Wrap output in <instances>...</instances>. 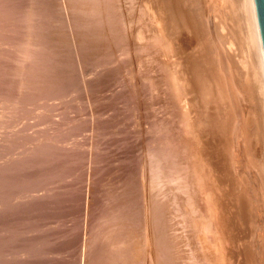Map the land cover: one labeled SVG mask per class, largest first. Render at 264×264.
<instances>
[{
	"label": "rangeland",
	"instance_id": "rangeland-1",
	"mask_svg": "<svg viewBox=\"0 0 264 264\" xmlns=\"http://www.w3.org/2000/svg\"><path fill=\"white\" fill-rule=\"evenodd\" d=\"M149 1L150 0L118 1L120 10L127 14H124L123 18H126V20H124L127 21L125 22L126 27L124 28L126 30L124 31L127 34L128 45L112 47L110 50H114L115 54L113 53L111 56H107L106 53H96V55L94 53L96 51L93 52V56L92 53L89 56L84 55L83 50L76 42L77 29H75L73 24L71 26L68 24V19V25L66 24V26L69 33H75V35H71L73 36V40H71L72 43L75 41L74 44H76L73 46V51L71 49V59L70 57L68 59L64 57V52H61L64 48L60 49L59 56H42V60L49 65L48 67L50 70L55 67V69L52 70L61 69L62 72L66 70L69 71H66L68 76L65 77V75H63L61 81L57 79V83H59L61 87L67 88L65 93H52L55 84L42 85L41 88L39 87L36 88V90H32L33 95L28 93L29 97H25V99L23 97L21 98L18 92L19 89L10 90L11 92L8 91L7 87H5L6 85L3 83L10 80L9 78H11V76H5V74L0 71V81L3 82H0L1 85L3 84V86H0V264H89L90 261L94 259L101 246L99 240L102 241L103 238L101 239L102 236L99 235H101V233L103 234L104 230L109 231L107 228L110 227L114 215L111 216L110 212H117L115 211L116 208L124 206L129 211H135L137 213L142 207V209L145 208L146 197L148 195L154 196L153 193L150 192H154V194L156 193V195H158L157 193L160 191V196L162 195L164 200H167V195H171L169 204L167 205V212L169 215L168 233L172 237L173 243H175L174 252L180 264H216L217 262V264H264V169L261 167L263 164L261 159H259L261 157L257 138V136L259 137L260 135V101L257 77L254 69L255 64L250 57V47L249 43H247L249 40H246L248 37L245 28H243V26H245L244 22H242L243 20H239L242 14V4L240 5V0H176L178 4H180V2L183 3V7L179 6L181 13L184 12V15L190 17V19L193 17L192 19L196 24L200 22L198 25L202 27V30L198 27L200 34L196 37L200 39L202 36V41L199 42V39H195L198 40L197 45L200 43L201 45L196 48H187L186 53L190 55L191 61H196L197 59L196 63L198 69L204 72L206 78L208 76L205 84L207 86L208 84L210 86L212 84L211 87L213 90L209 88L210 86H208V88L206 87L208 92L207 95H210L209 98L207 96L206 100L210 102L204 109V112H208V115L212 118L214 117L216 120L218 118V120L215 121L218 135L216 134L215 144L210 146L208 145L209 140H206L207 138L210 139V136H208L209 134L203 131V129H198L200 127L196 124H199V107H193L196 108L194 111L193 108H189L188 117H186L187 115L185 114L186 98L189 97L188 99H190L191 97L186 90L183 89L182 92L180 91V87H182L185 82L184 78L188 76L183 72L184 62L181 61H184L185 54L181 53V45L175 40L170 41V39H163L167 44L164 42L162 44L161 40L158 41V39L154 40L156 35H165L167 30L161 23L155 20L156 17L158 18L164 14L155 7L154 2L157 0H152V2ZM19 2L21 4L23 3L25 7L28 5L35 6L31 0H21ZM149 4L152 5V9L147 13L148 17L147 15H143V10L149 6ZM153 7H155V9H153ZM61 11H63L64 16L68 12V15L70 17L72 16L70 9L66 11V9L63 8ZM153 11H155L154 14ZM139 18L141 21L143 19L147 22L142 21V23H140L141 21H139ZM2 20L3 19H0V30L2 31L0 32V52L5 51L7 46L6 40L9 37L2 38L1 40V36L4 37L7 34L6 31L2 30V25L6 23V20ZM71 20L72 19H70V21ZM52 26L50 23V25L48 24V26L45 27L52 31L56 28ZM69 27L75 30L72 31ZM10 28L12 29V26L8 25V35L12 33V31H9ZM138 30L142 31V33L145 32L142 38L141 36H136ZM13 34L14 33H12V35ZM243 34L245 36H243ZM150 44L153 46L156 44V47ZM176 47L177 49L174 50ZM79 49H81V51ZM163 52L165 54H163ZM206 54L209 58L206 56L205 59L204 56ZM157 58L161 60V65L158 63L159 61ZM178 58L181 60L178 61ZM225 60L231 66V69L234 71L236 70V74L239 75L235 82L230 81L228 74L222 68V62ZM173 61L175 62L173 63ZM162 63L163 65L165 64L164 67H162ZM178 63L180 66H178ZM149 64H152V66ZM25 66L28 68L31 66V63L27 61L25 62ZM142 66L146 70L141 68ZM146 66L147 68H149V66L151 68L147 69ZM155 66H159L161 68L160 70H163L165 73L158 70L159 67L155 70ZM168 67H170V69ZM189 67L190 63H188V69ZM38 68H40V66ZM153 71L157 72H155L157 77H155L156 75ZM177 72L179 74H177ZM142 75H144L145 78ZM149 75L151 78L147 77ZM159 75H165V78ZM169 75L170 77H168ZM7 76H9V78ZM160 77L161 79L164 78L162 84ZM156 78H158V80L155 81ZM166 78L168 79L167 81ZM182 78L183 80H181ZM156 82L161 85L158 84V86ZM153 83L155 85H153ZM238 85L239 87H237ZM229 89H232L233 92ZM170 91H176L177 93L174 92L176 93L174 94ZM212 91L214 93H212ZM34 93L36 95H34ZM168 93L172 98L168 96ZM213 95L216 97L215 100ZM212 97H214L213 100ZM154 100H157V102L155 103ZM167 101L176 104L173 105L167 103ZM220 101L223 102L221 103ZM218 102H220V105ZM163 104L166 106V109L165 106H162ZM143 105L145 106L144 108ZM172 105L174 107H172ZM215 105L217 108H215ZM120 106L122 107L120 108ZM114 107L116 108L114 109ZM196 110L198 112H196ZM220 110H223V112L221 113ZM176 112H178L179 115H177ZM210 113L212 114L210 115ZM104 117L105 120H103ZM165 117L168 118L166 119ZM172 117L173 119H170ZM182 121L184 123H182L183 126L180 127ZM192 121H194L193 124ZM188 124L190 127L187 126ZM195 124L198 126L196 127L197 129L195 128ZM192 131H194V134H197V131L203 134L201 136L198 133L199 135L197 136L201 137L198 138L196 134H189V132L191 133ZM160 141H163L161 144L162 146L159 144ZM170 141L178 143L180 145H178L179 148L182 147L181 151H184L185 154H182V156L179 155L177 161L182 162H180L181 164L179 165L184 163L182 165V171L188 169L184 172L185 176L190 177L191 173L192 179L190 177V180L193 181L194 179V182L190 183L187 189L186 187L183 188L186 191L179 190L182 184L176 186L178 185L176 184L177 182L180 183L182 181L179 177L175 179L176 183H174V180H169V177L173 176V174L170 173L172 169H169V172L167 169L165 171L166 173L164 172L162 175L159 174V178L157 176L148 178V176L152 175L149 169L151 166H149V164L151 162V164H155L150 157L151 154L153 152L160 153L162 149H169V145L171 146ZM139 142H142L143 148H141L142 146H140L141 144ZM241 143H246L244 144L246 147L242 149V151L240 147V145H242ZM195 146L197 149L194 148ZM208 147L214 149V151L217 150V155H221L220 158L222 160L226 157L224 159V161H226L225 166L227 164L226 172L217 169L212 161L209 164V159L205 157L210 151ZM138 148H141V150H138ZM189 148L191 151H189ZM199 149L201 153L198 152ZM146 150L148 153H146ZM192 150L196 151L193 152ZM82 151L83 153H81ZM62 152L65 153L63 154ZM137 153H139V155ZM142 156H144V158ZM47 158L50 160L47 161ZM64 160H66V162ZM62 161H64V163ZM192 162L194 163L190 164ZM228 164L230 166H228ZM71 165L73 167H71ZM146 165L148 167H144ZM212 165H214V167ZM180 167L181 166H176L178 169ZM209 167H211V169ZM196 168L198 169L196 170ZM189 169H193L192 172ZM141 170H143L142 172L146 175H142L143 173H141ZM108 171L111 172L109 173ZM174 171L176 172L175 169H173V172ZM148 172H150V175ZM200 172L202 173L200 174ZM6 174L9 176L8 178H11L10 181L8 180L9 182L6 181ZM143 176L145 177L143 178ZM156 177L159 179H155L158 182L155 181V185H151L154 182L153 179ZM198 179H200L199 182H196ZM147 180H151L152 183L149 184ZM171 181H173V185L170 183ZM159 182L162 184H158ZM143 184L145 185L143 186ZM167 184L170 188L172 186L174 188L165 192L164 190L166 189L164 188L168 189ZM99 185H101V188L104 186L106 190L104 187L101 189ZM146 185L148 188H146ZM145 188L149 190L146 191ZM188 190L192 191L189 192ZM103 193L105 194L104 196L102 195ZM83 194H85L84 197ZM110 194L113 195V198ZM117 194L118 196L116 197ZM135 194L138 196H134ZM94 195H98L96 200L94 199ZM118 199L119 202L122 201V203H119ZM111 201L114 202L112 203ZM104 202H110V204H105ZM104 206H106V209ZM142 209L141 215L143 217L145 212H143L144 210ZM104 213H106L105 216ZM222 214H227L228 216ZM221 216L229 217L230 224L232 225L230 234L228 230L225 231L223 225H219L218 219H220ZM144 218L145 217L142 219ZM112 225H114V223ZM214 226L216 227L214 228ZM92 228L95 231H93ZM143 228L144 226L138 228L141 234L137 232L136 237H139L137 238L138 240L135 239L133 244L131 243L134 247L132 248L134 256H132L133 264H155V258L157 259L158 257L157 254H154L155 245L151 247V249L145 246L144 239H142V234H144ZM204 233L205 235H203ZM86 242L87 244H85ZM93 245L95 247L97 245V247L95 248ZM125 245L126 244L123 246ZM213 247L214 249H212ZM92 251L94 253H92Z\"/></svg>",
	"mask_w": 264,
	"mask_h": 264
},
{
	"label": "bare ground",
	"instance_id": "bare-ground-1",
	"mask_svg": "<svg viewBox=\"0 0 264 264\" xmlns=\"http://www.w3.org/2000/svg\"><path fill=\"white\" fill-rule=\"evenodd\" d=\"M19 1L21 0H0V19H3L6 23H4L2 26H3V31H6V35L3 37L1 36V40L2 38L4 39L5 37H8L7 40H6V49L5 51H2L0 52V71L1 73L5 74L6 75H9L11 76V78H9V76H7L10 80H8L7 82H2L3 84H5L8 89V91L10 90H18L19 89V94L21 96V98L23 97L25 99V97H29L28 96V93L31 95H33V91L32 90H36V88H41L42 85H52V84H55L52 89V93H56V92H63L65 93L67 91V88H63L60 86L59 83H57V79L60 81L62 80V77L63 75L68 76L66 71L65 72L61 71V69L59 70H52V69H55V67H53L51 70L50 68L48 67L49 65H47V63H45L43 60H42V56L43 57H48L49 55L52 56V55H57L59 56V52L61 51L60 49L61 48H64L63 51H61L62 53L64 52L65 54V58L68 59L71 54L70 52L73 51V46H75L76 44H74V42L72 43V37L71 35H75V33L71 34L69 33V30L66 26V24L68 23V19H69V23L70 26L73 24V26L75 27V29H77V35H76V42L77 44L80 46V48L83 50V53L84 55H90L92 53V56L94 55L93 52L95 54H103V53H106L107 56H111L115 51L114 50H110L112 49V47H118V46H126L128 45V41H127V34L125 33L124 30H126L124 27H126V23L127 21L126 18H123V15L125 14L122 10H120V8L118 7V1L119 0H31L32 3L35 5L34 7L31 5H26L27 7H25V5L22 3H20ZM106 1V2H104ZM132 1V0H131ZM137 1V0H136ZM158 1V2H157ZM156 2H154L155 4V7L158 8L157 10L158 11H161L162 13V16L160 17H156L155 20H157V22L161 23L162 26L167 30V32L165 33V35H156V37H154L155 39L154 40H161L162 44H163V39H170L171 40H175L179 43V45H181V53H184L185 54V57H184V61L181 60L180 58H178V61L181 60L182 62H184V69H183V72L187 75V77H185L184 79V84L182 87H180V91L182 92V90H186V92H188V94H190V99L186 98V110H185V114L187 115L186 117H188V113H189V108H193V107H199V112L196 110V112L199 113V124L196 123L200 128V130L203 129V131H205L207 134H209L208 136H210V139H206L208 141V145L212 146L213 144H215V137L216 134L218 135L217 133V127H216V122L218 120L217 116V120L214 119V117H210L208 115V112H204V109L207 107L208 103L210 102H207V96L209 98L210 95H207V88L208 86H210L208 84V86L205 84L206 83V76L204 74V72L200 71L197 67V59L196 61L193 60L191 61L190 60V55L188 53H186V50L187 48H191V47H198L201 45V43L199 45L198 44V40H195V39H199V38H196L199 34H200V30L198 27L201 28L202 30V27L199 26L198 24L200 22H197L198 24H196V22L192 19L193 17H187L186 15H184V12L181 13L180 9H179V6H182L183 3L180 2V4H178L176 2V0H157ZM181 1V0H180ZM134 2V1H133ZM142 2V1H141ZM149 2H152V0H150ZM179 2V1H178ZM29 3V2H28ZM128 4V3H127ZM145 4V3H144ZM242 4V7H241V19L239 18V20H243L242 22H244V25L243 28H245L246 30V34H247V37L248 39L246 40H249V47H250V54H251V58H252V61L253 63L255 64L254 65V69H255V74H256V77H257V83H258V90H259V107H260V112H259V117H260V125H259V129H260V135L259 137L257 136L258 138V146L260 147V157L259 159H261L262 161V164L263 166V169H264V48H263V42H262V37H261V32H260V26H259V22H258V15H257V9H256V4H255V0H240V5ZM136 5V4H135ZM124 6V5H123ZM132 7V5H131ZM152 5L149 4V6H147L144 10H143V15L146 16L148 12L151 11V8ZM155 7H153V9H155ZM183 7V6H182ZM65 8L66 11L67 10H71V14L72 16L70 17L68 15V13L64 16L63 15V11H61V9ZM123 9V8H122ZM131 9V8H130ZM138 9V8H137ZM183 9V8H182ZM181 9V10H182ZM236 9V8H235ZM120 10V12H119ZM128 10V9H127ZM133 10V9H132ZM186 10V9H184ZM142 12V10H141ZM140 12V13H141ZM155 11H153V14H154ZM66 13V12H65ZM131 13V11H130ZM233 13V12H232ZM133 14V13H132ZM191 14V12H190ZM68 15V16H67ZM127 15V14H125ZM142 15V16H143ZM235 15V14H234ZM148 16V15H147ZM151 16V15H150ZM156 16V15H155ZM189 16V15H188ZM191 16V15H190ZM129 17V16H127ZM132 17V16H131ZM135 17V16H134ZM149 17V16H148ZM141 18V17H140ZM139 18V19H140ZM147 18V17H146ZM70 19H72L70 21ZM125 19V20H124ZM129 19V18H127ZM137 19V17H136ZM2 20V21H3ZM138 20V19H137ZM238 20V21H239ZM131 21V20H130ZM141 21V19L139 20ZM142 21H146V20H143ZM142 21L140 23H142ZM150 21V20H149ZM147 22V21H146ZM145 22V24H146ZM51 23V26L53 25L54 27V30H48L46 27L48 26V24L50 25ZM132 23V22H131ZM137 23V22H136ZM135 23V24H136ZM139 23V24H140ZM241 23V22H240ZM67 24V25H68ZM8 25L12 26V29L10 28L9 31H12V33H14L12 35V33L10 35L9 32H8ZM128 25V24H127ZM138 25V24H137ZM1 26V27H2ZM46 26V27H45ZM52 26V27H53ZM146 26V25H145ZM133 27V26H132ZM143 27V25H142ZM147 27V26H146ZM49 28V27H48ZM70 28V27H69ZM138 28V27H137ZM72 29V28H70ZM75 29H72L75 30ZM157 29V28H156ZM155 29V30H156ZM133 30V29H132ZM144 30V29H143ZM154 30V31H155ZM163 30V29H162ZM243 30V29H242ZM241 30V31H242ZM134 31V30H133ZM151 31V30H150ZM152 31V32H154ZM158 31V30H157ZM156 31V32H157ZM244 31V30H243ZM0 32H2L0 30ZM127 32V31H126ZM133 33V32H132ZM145 33V32H143ZM142 31L138 30V32L136 33V36L142 38V35H143ZM240 33V32H239ZM3 34V33H1ZM135 34V33H134ZM138 34V35H137ZM156 34V33H154ZM243 36H245L243 34ZM78 37V38H77ZM135 37V35H134ZM150 37V36H149ZM72 39V40H71ZM132 39V38H130ZM150 39V38H149ZM202 41V36L201 38L199 39V42ZM3 42V41H2ZM5 42V41H4ZM151 43V42H150ZM155 43V42H154ZM158 43V42H157ZM156 43V44H157ZM165 43V42H164ZM155 44V45H156ZM161 44V45H162ZM167 44V42L165 43ZM133 45V44H132ZM142 45V44H141ZM152 45V44H150ZM154 45V46H155ZM175 45V44H174ZM178 45V46H179ZM196 45V46H195ZM146 46V45H144ZM153 46V45H152ZM153 46V47H154ZM164 46V45H162ZM176 46V45H175ZM177 46V47H178ZM130 47V46H129ZM156 47V46H155ZM161 47V46H160ZM174 48L175 49H177ZM144 48V47H143ZM72 49V51H71ZM81 49H79L81 51ZM3 50V49H2ZM118 50V49H116ZM161 50V49H160ZM193 50H196V49H193ZM192 50V51H193ZM75 51V50H74ZM119 51V50H118ZM132 51V50H131ZM189 51V50H188ZM187 51V52H188ZM158 52V51H157ZM176 52V51H175ZM173 52V53H175ZM178 52V50H177ZM209 52V51H207ZM117 53V52H116ZM152 53V51H151ZM172 53V54H173ZM179 53V52H178ZM96 54V55H97ZM115 54V53H114ZM153 54V53H152ZM162 54V53H161ZM163 54H165L163 52ZM162 54V56H163ZM248 54V53H247ZM175 55V54H174ZM181 55V54H180ZM187 55V56H186ZM76 56V55H75ZM99 56V55H98ZM146 56V55H145ZM177 56V54H176ZM206 56L207 54L204 56V58L206 59ZM210 56V55H209ZM249 56V55H248ZM62 57V55H61ZM63 57V59H64ZM84 57V56H83ZM152 57V56H151ZM198 57V56H197ZM196 57V58H197ZM208 57V56H207ZM89 58V57H88ZM95 58V57H94ZM166 58V56H165ZM173 58V57H172ZM192 58V56H191ZM209 58V57H208ZM56 59V58H55ZM65 59V60H66ZM71 59V57H70ZM92 59V57H91ZM115 59V58H114ZM153 59V58H152ZM158 59V58H157ZM168 59V58H167ZM58 60V59H57ZM109 60V59H108ZM139 60V59H138ZM166 60V59H165ZM248 60V59H247ZM29 61L31 63V66L30 67H26L25 66V62ZM106 61V60H105ZM129 61V60H128ZM127 61V62H128ZM152 61V60H151ZM158 63L160 64V61L158 59ZM177 61V62H178ZM180 61V63H181ZM200 61V60H199ZM149 62V61H148ZM147 62V63H148ZM157 62V61H156ZM175 61H173L174 63ZM251 62V60H250ZM109 63V62H108ZM126 63V62H125ZM170 63V62H169ZM188 63H190V71L188 69ZM157 64V63H156ZM154 64V65H156ZM246 64V63H245ZM249 64V63H248ZM40 68H38L39 66ZM150 65V64H149ZM161 65V64H160ZM163 65V63H162ZM247 65V64H246ZM37 66V67H36ZM152 66V64L150 65ZM149 66V68H146L147 69H150L151 67ZM165 64L162 66L164 67ZM169 66V65H168ZM178 66L179 63H178ZM156 67V66H155ZM159 67V66H158ZM156 67L155 70L158 68ZM206 67V66H205ZM116 68H119V67H116ZM127 68V67H126ZM143 69H145L143 66L141 67ZM170 69V67H168ZM178 68V67H177ZM176 68V69H177ZM200 68V67H199ZM222 68L224 71H226V73L228 74L229 78H230V81L231 82H235V80L238 78L236 74V70L234 71L233 69H231V66L228 64V62L225 60L222 62ZM115 69V68H114ZM161 68L159 67L158 70H160ZM175 69V70H176ZM206 69V68H205ZM63 70V69H62ZM146 70V69H145ZM144 70V71H145ZM152 70H153V67H152ZM157 70V71H158ZM165 70V69H164ZM174 70V71H175ZM182 70V69H181ZM109 71V70H108ZM160 71H163V70H160ZM167 71V70H165ZM178 71V70H177ZM69 72V71H68ZM126 72V71H125ZM142 72V71H141ZM147 72V71H146ZM154 73L156 71H153ZM159 72V71H158ZM209 72V71H208ZM157 73V72H156ZM155 73V75H156ZM163 73H165L163 71ZM181 73V71H180ZM108 74V73H107ZM129 74V73H128ZM160 74V73H159ZM171 74V73H170ZM177 74H179L177 72ZM211 74V73H210ZM139 75V74H138ZM147 75V74H146ZM154 75V74H153ZM181 75V74H180ZM102 76V75H101ZM144 76V75H142ZM159 76H162L164 77L165 75H159ZM158 76V77H159ZM178 76V75H177ZM184 76V75H183ZM149 78V76H147ZM157 77V75L155 76ZM170 77V75L168 76ZM167 77V78H168ZM6 78V77H5ZM145 78V76H144ZM165 78V77H164ZM163 78V79H164ZM166 78V81L168 80ZM180 78V77H179ZM1 79V78H0ZM14 79V80H13ZM110 79V78H109ZM119 79V78H118ZM153 79H154V76H153ZM161 77H160V80H161V84H162V80ZM212 79V78H211ZM102 80V79H100ZM116 80V79H115ZM141 80V79H140ZM143 80V79H142ZM148 80V79H147ZM158 80V78L155 79V81ZM183 80V78L181 79ZM5 81V79H4ZM119 81V80H118ZM144 81V80H143ZM146 81V79H145ZM153 82V81H151ZM57 83V84H56ZM61 83V82H60ZM93 83V82H91ZM97 83V82H96ZM157 83V82H156ZM3 84L0 86H3ZM62 84V83H61ZM90 84V83H89ZM100 84V83H98ZM161 85L160 83H157V85ZM170 84V83H169ZM68 85V84H67ZM106 85V84H105ZM153 85H155L153 83ZM158 85V86H159ZM173 85V84H172ZM176 85V84H175ZM64 86V85H63ZM94 86V85H92ZM212 86V84H211ZM209 87L212 89V87ZM43 87H46V86H43ZM48 87V86H47ZM113 87V86H112ZM147 87V86H145ZM174 87V86H173ZM207 87V88H206ZM214 87V86H213ZM234 87V86H233ZM239 87V85L237 86ZM1 88V87H0ZM4 88V87H3ZM157 88H160V87H157ZM164 89H167L165 87H163ZM175 88V87H174ZM6 89V88H5ZM6 89V90H7ZM92 89V88H91ZM138 89V88H137ZM162 89V88H161ZM210 89V90H211ZM237 89V88H236ZM235 89V90H236ZM66 90V91H65ZM103 90V89H102ZM125 90V89H124ZM128 90V89H127ZM139 90V89H138ZM163 90V89H162ZM213 90V89H212ZM230 90V89H229ZM234 90V88H233ZM233 90L231 89L230 91L233 92ZM2 91V89H1ZM5 91V90H4ZM123 91V90H122ZM11 92V91H10ZM51 92V91H50ZM172 92V91H170ZM176 92V91H174ZM172 92V93H174ZM210 92V91H209ZM4 93V92H3ZM49 93V92H48ZM119 93V92H117ZM125 93V92H124ZM177 93V92H176ZM174 93V94H176ZM212 93H214L212 91ZM9 94V93H8ZM16 94V93H15ZM91 94V93H90ZM101 94V93H100ZM123 94V93H122ZM143 94V93H141ZM146 94V93H145ZM171 94V93H170ZM211 94V92H210ZM216 94V93H215ZM5 95V94H4ZM11 95V94H10ZM14 95V94H13ZM34 95H36L34 93ZM126 95V93H125ZM128 95V94H127ZM149 95V94H147ZM157 95V94H156ZM162 95V94H161ZM183 95V94H182ZM6 96V95H5ZM15 96V95H14ZM18 96V95H17ZM120 96V95H119ZM141 96V95H140ZM150 96V95H149ZM168 96L169 93H168ZM179 96V94H178ZM177 96V97H178ZM214 96V95H213ZM81 97V96H80ZM86 97V96H85ZM125 97V96H123ZM133 97V96H131ZM162 97V96H161ZM171 97V96H170ZM215 97V96H214ZM212 97V100L213 98ZM16 98V97H15ZM82 98V97H81ZM119 98V97H118ZM134 98V97H133ZM157 98V97H156ZM159 98V97H158ZM168 98V97H166ZM172 98V97H171ZM31 99V98H30ZM216 99V97L214 98V100ZM6 100V99H5ZM14 100V99H13ZM12 100V101H13ZM22 100V99H21ZM27 100V99H26ZM113 100V99H112ZM125 100V99H124ZM122 100V101H124ZM138 100V99H136ZM164 100V99H163ZM162 100V101H163ZM171 100V99H169ZM8 101V100H7ZM15 101V100H14ZM30 101V100H29ZM127 101V100H126ZM155 101V100H154ZM160 101V100H158ZM172 101V100H171ZM175 101V100H173ZM177 101V100H176ZM143 102V101H142ZM157 102V100L155 101V103ZM221 103L223 101H220ZM220 102L219 105H220ZM105 103V102H104ZM133 103V102H132ZM137 103V102H135ZM160 103V102H159ZM164 103V102H162ZM167 103H171L169 101H167ZM16 104V103H15ZM119 104H122V103H119ZM154 104V103H153ZM152 104V105H153ZM173 104V103H171ZM170 104V106H171ZM176 104V103H174ZM173 104V105H174ZM188 104V106H187ZM215 104V103H214ZM50 105V104H49ZM96 105V104H95ZM156 105V104H155ZM160 105V104H159ZM168 105V104H167ZM172 105V107H174ZM190 105V106H189ZM69 106V105H68ZM98 106V105H97ZM114 106V105H113ZM131 106V105H130ZM134 106V105H133ZM140 106V104H139ZM163 107L165 106L164 104L162 105ZM211 106V104H210ZM222 106V104H221ZM15 107V106H14ZM100 107V106H99ZM122 106H120L121 108ZM126 107V106H125ZM138 107V106H137ZM145 106L143 105V108ZM178 107V106H176ZM209 107V106H208ZM76 108V107H75ZM83 108V107H82ZM116 107H114L115 109ZM131 108V107H130ZM148 108V107H147ZM215 108L216 105H215ZM16 109V108H15ZM55 109V108H54ZM93 109V108H91ZM106 109V108H105ZM111 109V107H110ZM126 109V108H125ZM135 109V108H134ZM137 109V108H136ZM139 109V108H138ZM142 109V108H141ZM159 109V108H158ZM165 109H166V106H165ZM196 108H193V111L195 110ZM222 109V107H221ZM13 110V109H12ZM107 110V109H106ZM146 110V109H145ZM164 110V109H163ZM171 110V109H170ZM215 110V109H214ZM94 111V110H93ZM126 111V110H125ZM167 111V110H166ZM191 111V110H190ZM208 111V109H207ZM221 113L223 112V110H220ZM96 112V111H95ZM137 112V111H136ZM169 112V111H168ZM175 112V111H174ZM121 113V112H120ZM130 113V112H129ZM177 115H179L178 112H176ZM195 113V112H194ZM118 114V113H117ZM115 114V115H117ZM142 114V113H141ZM167 114V113H166ZM196 114V113H195ZM209 116H207V115ZM212 113H210L211 115ZM214 114V113H213ZM217 114V113H216ZM98 115V114H97ZM100 115V114H99ZM114 115V114H113ZM127 115V114H126ZM182 115V114H180ZM129 116V115H128ZM132 116V115H131ZM144 116V115H143ZM150 116V115H149ZM173 116V115H172ZM175 116V115H174ZM108 117V116H107ZM110 117V116H109ZM147 117V116H146ZM176 117V116H175ZM191 117V116H190ZM166 118V117H165ZM168 118V117H167ZM166 118V119H167ZM197 118V117H196ZM195 118V119H196ZM112 119V117H111ZM130 119V118H129ZM132 119V118H131ZM140 119V118H139ZM143 119V117H142ZM170 119H173L170 118ZM179 119V117H178ZM187 119V118H186ZM194 119V118H192ZM223 119V118H222ZM51 120V119H50ZM100 120V119H99ZM105 120V117L104 119ZM128 120V119H127ZM177 120V119H176ZM198 120V119H197ZM91 121V120H90ZM112 121V120H111ZM115 121V120H114ZM117 121V120H116ZM145 121V120H144ZM143 121V122H144ZM165 121V120H164ZM169 121V120H168ZM188 121V119H187ZM105 122V121H104ZM149 122V121H148ZM155 122V121H154ZM219 122V121H218ZM48 123V122H47ZM59 123V121H58ZM83 123V122H82ZM91 123V122H90ZM115 123V122H114ZM145 123V122H144ZM174 123V122H173ZM176 123V122H175ZM182 123H184L183 121L181 122L180 124V127L183 126ZM194 123V121H192V124ZM104 124V123H103ZM127 124V123H126ZM130 124V123H129ZM195 124V128L198 127L197 125ZM220 124V123H219ZM34 125V124H33ZM79 125V124H78ZM112 125V124H111ZM115 125V124H114ZM118 125V124H117ZM23 126V125H22ZM84 126V125H83ZM133 126V125H132ZM175 126V125H174ZM177 126V125H176ZM189 126V124L187 125ZM50 127H51V124H50ZM69 127V126H68ZM190 127V126H189ZM193 127V126H192ZM220 127V126H219ZM78 128V126H77ZM94 128V127H93ZM126 128V127H125ZM179 128V127H178ZM187 128V127H186ZM81 129V127H80ZM98 129V128H97ZM100 129V128H99ZM124 129V128H123ZM189 129V128H188ZM194 129V128H193ZM197 129V128H196ZM141 130V129H139ZM125 131V130H124ZM118 132V131H117ZM123 132V131H122ZM196 132V131H195ZM200 132V131H199ZM197 131V135H201V133H199ZM202 132V131H201ZM96 133V132H95ZM103 133V132H102ZM106 133V131H105ZM137 133V132H136ZM199 133V134H198ZM54 134V133H53ZM170 134V133H169ZM189 134H194V131H192L191 133L189 132ZM194 134V135H195ZM77 135V134H76ZM193 135V136H194ZM96 136V135H94ZM143 136V135H142ZM192 136V138H193ZM195 136V138H196ZM168 137V136H167ZM198 137V136H197ZM21 138V137H20ZM45 138V137H44ZM125 138V137H123ZM198 138H201L200 136ZM198 138H196L198 140ZM206 138V137H205ZM100 139V138H99ZM195 139V140H196ZM29 140V139H28ZM98 140V138H97ZM194 140V142H195ZM56 141V140H55ZM140 141V140H139ZM205 141V140H203ZM87 142V141H86ZM107 142V141H106ZM105 142V143H106ZM171 142V141H170ZM197 142V141H196ZM94 143V142H93ZM140 143V142H139ZM142 143V142H141ZM140 143V144H141ZM163 143V141L159 142V144L161 145ZM170 144V143H168ZM201 144V143H200ZM203 144V143H202ZM242 145H240L241 147V151L242 149H245L246 143H241ZM144 145V144H143ZM178 143H174L171 142V146L169 145V149H162L160 151V153H157V152H153L151 154V158H152V161L155 162V164H149V166H151V168H149L151 170V173L152 175H150V172L148 176L149 177H155L157 176L159 178V174L162 175V173H164L167 169H168V172H169V169H172V171L170 173L173 174V176H170L169 177V180H174V183L175 182V179H177L179 177L180 180H182L180 183L177 182L176 186H179V184H182L180 185L179 187V190H183V191H186L184 190L183 188L188 187V185H190V183H193L194 182V179L193 181L190 180V177L192 176L191 173H190V177L188 178L187 176H185V171H182V165H179L181 164L180 162H178L177 160L179 159L178 156H182V154L184 155V151H181L182 150V147H178ZM191 145V144H190ZM196 145V143H195ZM90 146V145H89ZM102 146V145H101ZM142 146V144L140 145ZM145 146V145H144ZM162 146V145H161ZM180 146V145H179ZM193 146V145H192ZM201 146V145H200ZM199 146V147H200ZM207 146V145H206ZM50 147V146H49ZM168 147V146H167ZM191 147V146H190ZM198 147V146H197ZM40 148V147H39ZM72 148V147H71ZM143 148V146L141 147ZM141 148H138V150H141ZM196 148V146L194 147ZM210 149L208 155H206L205 157L209 159V164L210 162H214V165L215 167H217V169H221L223 171L226 170V166H225V163L226 161H224V158L223 160L220 158L221 155H217V150L214 151V149L208 147ZM61 149V148H60ZM192 149V147H191ZM191 149L189 148V151H191ZM197 149V148H196ZM86 150V149H85ZM150 150V148H149ZM155 150V149H154ZM185 150V148H184ZM204 150V148H203ZM202 150V152H203ZM8 151V150H7ZM50 151V150H48ZM143 151V150H142ZM141 151V152H142ZM188 151V152H189ZM193 151V150H192ZM196 151V150H194ZM193 151V152H194ZM206 151V150H205ZM45 152V151H44ZM75 152V151H74ZM86 152V151H85ZM159 152V151H158ZM192 152V153H193ZM198 152L201 153L200 149L198 150ZM40 153V152H39ZM63 153V152H62ZM65 153V152H64ZM63 153V154H64ZM83 153V151L81 152ZM146 153L147 150H146ZM162 153V154H161ZM191 153V154H192ZM238 153V152H237ZM90 154V153H89ZM139 155V153H137ZM144 154H145V151H144ZM190 154V153H188ZM84 155V154H83ZM143 155V153H142ZM146 155V154H145ZM148 155V154H147ZM195 155V154H194ZM197 155V153H196ZM55 156V155H54ZM68 156V155H67ZM134 156V155H133ZM199 156V155H198ZM219 156V158H218ZM65 157V156H64ZM144 158V156H142ZM149 157V159H150ZM197 157V156H195ZM194 157V158H195ZM228 157V156H227ZM142 158V159H143ZM154 158V160H153ZM200 158V157H199ZM198 158V159H199ZM248 158V157H247ZM43 159V158H42ZM110 159V158H109ZM131 159V158H130ZM188 159V158H187ZM228 159V158H227ZM226 159V160H227ZM258 159V160H259ZM33 160V159H32ZM45 160V159H43ZM47 161L50 160L49 158L46 159ZM135 160V159H134ZM157 160V161H156ZM190 160V159H189ZM216 160V161H215ZM230 160V159H228ZM39 161V160H37ZM66 162V160H64ZM64 161H62L64 163ZM199 161V160H198ZM224 161V162H223ZM42 162V161H40ZM177 162V163H176ZM191 162V161H190ZM195 162V161H194ZM194 162L190 163V164H193ZM204 162V161H203ZM228 162V161H227ZM230 162V161H229ZM19 163V162H18ZM61 163V161H60ZM113 163V161H112ZM202 163V162H200ZM232 163V162H230ZM229 163V164H230ZM243 163V162H242ZM50 164V163H48ZM186 164V163H185ZM189 164V163H188ZM189 164V165H190ZM205 164V163H204ZM228 164V166H230ZM11 165V164H10ZM33 165V164H32ZM51 165V164H50ZM198 165V164H197ZM214 165H212L214 167ZM114 166V165H113ZM176 166H181L179 169L176 168ZM186 166V165H185ZM184 166V167H185ZM51 167V166H49ZM71 167H73L71 165ZM144 167H148L147 165L144 166ZM188 167V166H186ZM69 168V167H68ZM95 168V167H94ZM119 168V167H118ZM123 168V167H122ZM211 169V167H209ZM38 169V168H37ZM50 169V168H49ZM65 169V168H64ZM73 169V168H72ZM144 169V168H143ZM147 169V168H146ZM173 169L176 170V172L174 171L173 172ZM198 168H196L197 170ZM204 169V167H203ZM231 169V168H230ZM71 170V169H70ZM91 170V169H90ZM114 170V169H113ZM120 170V169H119ZM190 170V169H189ZM193 170V169H192ZM192 170H190L192 172ZM196 170H194L195 172H197ZM215 170V169H214ZM212 170V171H214ZM26 171V170H25ZM64 171V170H63ZM73 171V170H72ZM92 171V170H91ZM116 171V170H115ZM140 171V170H139ZM143 170H141V173ZM145 171V170H144ZM147 171V170H146ZM189 171V172H190ZM199 171V170H198ZM211 171V172H212ZM222 171V172H223ZM38 172V171H37ZM53 172V171H52ZM51 172V173H52ZM109 172V171H108ZM111 172V171H110ZM109 172V173H110ZM114 172V171H113ZM178 172V173H177ZM216 172V171H214ZM221 172V173H222ZM226 172V171H225ZM30 173V172H29ZM34 173V172H33ZM56 173V172H55ZM63 173V172H62ZM65 173V172H64ZM117 173V172H116ZM166 173V172H165ZM176 173V174H175ZM188 173V172H187ZM199 173V172H198ZM202 172H200L201 174ZM53 174V173H52ZM71 174V173H69ZM68 174V175H69ZM169 174V173H167ZM179 174V175H178ZM195 174V173H194ZM230 174V173H228ZM232 174V173H231ZM66 175V173H65ZM78 175V174H77ZM142 175H146V174H142ZM170 175V174H169ZM197 175V173H196ZM11 176V175H10ZM123 176V175H122ZM198 176V175H197ZM4 177V176H3ZM9 176H5L6 178V181H10L11 178H8ZM145 176H143L144 178ZM154 178L153 179V184L151 185H155V181L156 180H159L158 178ZM196 177V176H195ZM119 178V177H118ZM117 178V179H118ZM142 178V179H143ZM147 178V176H146ZM228 178V177H227ZM102 179V177H101ZM156 179V180H155ZM168 179V178H166ZM166 179H163V180H166ZM178 179V180H179ZM192 179V177H191ZM232 179V178H231ZM124 180V178H123ZM137 180V179H136ZM135 180V181H136ZM162 180V181H163ZM196 180V179H195ZM200 179H198V181L196 182H199ZM8 181V182H9ZM106 181V180H104ZM148 181V180H147ZM161 181V180H160ZM167 182H169L168 180H166ZM164 181V182H166ZM177 181V180H176ZM189 181H192V182H189ZM236 181V180H235ZM3 182V181H2ZM12 182V181H11ZM76 182V181H75ZM97 182H100V181H97ZM103 182V180H102ZM118 182V181H116ZM115 182V183H116ZM149 184L152 183L151 180L148 181ZM158 182V181H156ZM173 181H171L170 183L172 184ZM189 182V184H188ZM195 182V183H196ZM222 182V181H221ZM227 182V181H226ZM7 183V182H6ZM104 183V182H103ZM145 183V182H144ZM169 183V184H170ZM194 183V184H195ZM100 184V183H99ZM119 184V183H118ZM158 184H162V183H158ZM225 184V183H224ZM234 184V183H233ZM93 185V184H92ZM96 185V184H95ZM104 185V184H103ZM102 185V186H103ZM135 185V184H134ZM145 184H143L144 186ZM148 185V183H147ZM146 185V188H148ZM173 185V184H172ZM197 185V183H196ZM94 186V185H93ZM101 185H99L100 187ZM168 186V184H167ZM2 187V186H1ZM4 187V186H3ZM104 187V186H103ZM103 187L101 189H103ZM112 187V186H111ZM130 187V186H129ZM157 187V186H156ZM165 187V186H164ZM196 187V186H195ZM105 188V187H104ZM145 188V189H146ZM158 188V187H157ZM172 189L174 188L173 186L171 187ZM170 186H168V189L167 188H164L166 190H164L165 192L167 190H171ZM178 188V187H177ZM176 188V189H177ZM118 189V188H117ZM131 189V188H130ZM154 189H155V186H154ZM152 189V190H154ZM158 189H161V188H158ZM196 189V188H195ZM106 190V188H105ZM111 190V189H110ZM149 190V189H146V191ZM162 190V189H161ZM36 191V190H35ZM90 191V190H89ZM124 191V190H123ZM155 191V190H154ZM157 191V189H156ZM163 191V190H162ZM189 192L192 191V190H188ZM200 191V190H199ZM226 191V190H225ZM80 192V191H79ZM85 192V191H84ZM95 192V190H94ZM93 192V193H94ZM105 192V191H104ZM144 192V191H143ZM159 192V191H158ZM161 192V191H160ZM160 192L157 193L158 195H156V193L154 194V192H150V193H153V197L152 195L151 196H145L146 197V205H145V208L142 209L144 210L143 212L144 215L143 217H145L144 219H142V215H141V209L140 211L137 213L134 211H129L126 207L124 206H121L120 208H116L115 211L117 212H110L111 213V216L113 215V218H112V222L110 223V227L107 228L109 231L107 230H104L103 231V234L101 233V235L99 236H102L101 239L102 241L99 240V244H101L100 248L98 249L99 251H97V254L95 252V257L92 261H90L89 264H133V250L132 248H134L132 246L133 242L135 239L139 238V237H136V234L137 232H139L138 228L139 227H143V232L144 234L142 239H144V242H145V246L147 247H153L155 245V253L154 254H157V259L155 258V264H180L177 260V257H176V254L174 252V244L173 243V239L172 237L169 235L168 233V222H169V215H168V212H167V205L169 204V201H170V196L167 195V200H164L163 199V196L161 197L160 196ZM176 192V191H175ZM197 192V191H196ZM82 193V191H81ZM86 193V192H85ZM96 193V192H95ZM115 193V192H113ZM146 193V192H145ZM163 193V192H162ZM174 193V192H173ZM199 193V192H198ZM238 193V192H237ZM62 194V192H61ZM170 194V193H169ZM185 194V192H184ZM77 195V194H76ZM82 195V194H80ZM85 194H83V197H84ZM90 195V194H89ZM101 195V194H100ZM103 196L105 195L104 193L102 194ZM111 195V194H110ZM133 195V194H132ZM164 195V194H163ZM176 195V194H175ZM179 195H180V192H179ZM192 195V194H191ZM196 195V193H195ZM202 195V194H201ZM70 196V195H69ZM95 196V200H96V195ZM102 196V197H103ZM113 195H111L112 197ZM118 196V194L116 195V197ZM130 196V195H129ZM134 196H138L137 194H135ZM227 196V195H226ZM93 197V196H92ZM132 197V196H131ZM160 197V199H159ZM216 197V196H215ZM58 198V197H57ZM62 198V197H61ZM113 198V197H112ZM192 198V197H191ZM247 198V197H246ZM68 199V198H67ZM66 199V201H67ZM70 199V198H69ZM76 199V198H75ZM100 199V198H99ZM144 199V198H143ZM158 199V200H157ZM185 199V198H184ZM216 199V198H215ZM112 200V199H111ZM122 200V199H121ZM180 200V199H179ZM178 200V201H179ZM189 200V199H188ZM193 200V199H191ZM214 200V199H213ZM234 200V199H233ZM73 201V199H72ZM100 201V200H99ZM117 201V199H116ZM125 201V200H124ZM129 201V200H128ZM145 201V200H144ZM177 201V200H176ZM215 201V200H214ZM226 201V200H225ZM239 201V200H238ZM76 202V201H75ZM107 202V201H106ZM112 202V201H111ZM114 202V201H113ZM112 202V203H113ZM118 202H119V199H118ZM173 202V201H172ZM186 202V201H185ZM257 202V201H256ZM96 203V202H95ZM102 203V202H101ZM105 203V202H104ZM116 203V202H115ZM119 203H122L119 202ZM127 203V202H126ZM176 203V202H175ZM174 203V204H175ZM248 203V202H247ZM83 204V203H82ZM103 204V203H102ZM105 204H110L109 203H105ZM117 204V203H116ZM189 204V203H188ZM211 204H212V201H211ZM215 204V202H214ZM33 205V204H32ZM64 205V204H63ZM121 205V204H119ZM232 205V204H231ZM259 205V203H258ZM84 206V205H83ZM96 206V205H95ZM107 206V205H106ZM106 206L105 209H106ZM244 206V205H243ZM257 206V205H256ZM61 207V206H60ZM59 207V208H60ZM112 207V206H111ZM123 207V208H122ZM220 207V206H219ZM46 208V207H45ZM57 208V207H56ZM100 208V207H99ZM110 208V206H109ZM241 208V207H240ZM243 208V207H242ZM247 208V207H246ZM73 209V208H72ZM176 209V208H175ZM228 209V208H227ZM245 209V208H244ZM243 209V210H244ZM14 210V209H13ZM61 210V209H60ZM99 210V209H98ZM110 210V209H109ZM139 210V209H138ZM199 210V209H198ZM230 210V209H229ZM63 211V209H62ZM66 211V210H64ZM84 211V210H83ZM101 211V210H100ZM171 211V210H170ZM213 211V210H212ZM90 212V211H89ZM88 212V214H89ZM105 212V210H104ZM142 212V213H143ZM191 212V210H190ZM199 212V211H198ZM201 212V211H200ZM247 212V211H246ZM72 213V212H71ZM98 213V212H97ZM109 213V211H108ZM106 213H104V216H105ZM182 214V213H181ZM249 214V212H248ZM7 215V214H6ZM48 215V214H46ZM64 215V214H63ZM67 215V214H66ZM81 215V214H80ZM95 215V214H94ZM102 215V214H101ZM222 215H227V214H222ZM92 216V215H91ZM220 217V219H218L219 221V225H223L225 228V231L228 230V233L230 234L231 233V230H232V225L230 224V219L229 217ZM228 216V215H227ZM94 217V216H93ZM107 217V216H106ZM176 217V216H175ZM183 217V216H182ZM212 217V216H211ZM214 218V217H213ZM216 218V217H215ZM14 219V218H13ZM64 219H65V216H64ZM104 219V218H103ZM102 219V220H103ZM229 219V220H228ZM208 220V219H207ZM212 220V219H211ZM232 220V219H231ZM259 220V219H258ZM3 221V220H2ZM1 221V222H2ZM89 221V220H87ZM92 221V220H90ZM173 221V220H172ZM20 222V221H19ZM63 222V221H62ZM104 222V221H103ZM109 222V221H108ZM207 222V221H206ZM66 223V222H65ZM69 223V222H68ZM114 223V225H112ZM211 223V222H210ZM1 224V223H0ZM33 224V223H32ZM62 224V223H61ZM240 224V223H239ZM101 225V224H100ZM112 225V226H111ZM170 225V224H169ZM66 226V225H65ZM96 226V225H95ZM193 226V225H192ZM197 226V225H196ZM210 226V225H208ZM220 226V227H221ZM187 227V226H186ZM211 227V226H210ZM213 227V226H212ZM216 226H214L215 228ZM98 228V227H97ZM184 228V227H183ZM206 228V227H205ZM176 229V228H175ZM191 229V228H190ZM207 229V228H206ZM211 229V228H210ZM67 230V229H66ZM93 231H95L93 228H92ZM182 230V229H181ZM201 230V229H200ZM203 230V229H202ZM208 230V229H207ZM214 230V229H213ZM64 231V230H63ZM82 231V230H81ZM141 231V230H140ZM176 231V230H174ZM179 231V230H178ZM188 231V230H187ZM218 231V230H217ZM57 232V231H56ZM60 232V231H59ZM80 232V230H79ZM87 232L89 233V231L87 230ZM170 232V231H169ZM205 232V231H204ZM207 232V231H206ZM209 232V231H208ZM215 232V231H214ZM91 233V232H90ZM108 235H107V234ZM140 233V232H139ZM174 233V232H173ZM186 233V232H185ZM212 233V232H211ZM69 234V233H68ZM97 234V233H96ZM99 234V233H98ZM106 234V235H105ZM141 234V233H140ZM74 235V234H73ZM76 235V234H75ZM105 235V237H104ZM205 235V233L203 234ZM202 235V237H203ZM67 236V235H66ZM81 236V235H80ZM86 236V235H85ZM39 237V236H38ZM37 237V238H38ZM90 237V236H89ZM95 237V236H94ZM141 237V236H140ZM196 237V236H195ZM87 238V237H86ZM92 238V237H91ZM97 238H98V235H97ZM199 238V237H198ZM216 238V237H215ZM77 239V238H76ZM205 239V238H204ZM214 239V238H213ZM217 239V238H216ZM138 240V239H137ZM202 240V239H201ZM180 241V240H179ZM95 242V240H94ZM101 242V243H100ZM175 242V241H174ZM123 243V244H122ZM132 243V244H131ZM219 243V242H218ZM87 244V242L85 243ZM95 244V243H94ZM124 244H126L125 246H123ZM144 244V243H143ZM202 244V243H201ZM205 244V243H204ZM203 244V245H204ZM69 245V244H68ZM73 245V244H72ZM89 245V244H88ZM196 245V244H195ZM67 246V245H66ZM94 246V245H93ZM99 246V245H98ZM123 246V247H122ZM136 246V245H135ZM143 246V245H142ZM218 246V245H217ZM220 246V245H219ZM95 247V246H94ZM94 247H90V248H94ZM97 247V245H96ZM95 247V248H96ZM176 247V246H175ZM89 248V249H90ZM207 248V247H206ZM222 248V247H221ZM63 249V248H62ZM86 249V248H85ZM87 249H88V246H87ZM149 249V248H148ZM176 249V248H175ZM214 249V247L212 248ZM220 249V248H219ZM83 250V249H82ZM81 250V251H82ZM91 250V249H90ZM97 250V249H96ZM178 250V249H177ZM54 251V250H53ZM88 251V250H87ZM86 251V252H87ZM136 251V249H135ZM215 251V250H214ZM68 252V251H67ZM85 252V251H84ZM89 252V251H88ZM153 252V250H152ZM92 253H94L92 251ZM146 253V252H145ZM150 254V252H149ZM141 255V254H140ZM211 255V254H210ZM86 256V255H85ZM91 256V255H90ZM133 256V257H132ZM151 256V255H150ZM200 256V255H199ZM212 256V255H211ZM223 256V255H222ZM142 257V256H141ZM149 257V256H148ZM152 257V256H151ZM155 257V256H154ZM59 258V257H57ZM56 258V259H57ZM88 258V257H87ZM92 258V257H90ZM153 258V257H152ZM223 258V257H222ZM132 260V261H131ZM36 261V260H35ZM214 261V260H213ZM223 261V260H222ZM150 262V261H149ZM215 262V261H214ZM32 263V262H31ZM135 263V262H134ZM218 263V262H217ZM216 263V264H217ZM63 264V263H62ZM153 264V263H152ZM214 264V263H213Z\"/></svg>",
	"mask_w": 264,
	"mask_h": 264
},
{
	"label": "water",
	"instance_id": "water-1",
	"mask_svg": "<svg viewBox=\"0 0 264 264\" xmlns=\"http://www.w3.org/2000/svg\"><path fill=\"white\" fill-rule=\"evenodd\" d=\"M255 4L264 48V0H255Z\"/></svg>",
	"mask_w": 264,
	"mask_h": 264
}]
</instances>
